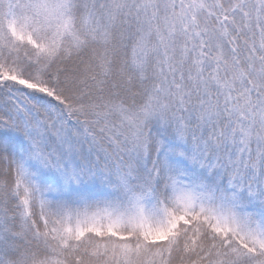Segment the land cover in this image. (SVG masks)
Here are the masks:
<instances>
[{
    "label": "snow or ice",
    "instance_id": "6c2138e0",
    "mask_svg": "<svg viewBox=\"0 0 264 264\" xmlns=\"http://www.w3.org/2000/svg\"><path fill=\"white\" fill-rule=\"evenodd\" d=\"M0 264H264V0H0Z\"/></svg>",
    "mask_w": 264,
    "mask_h": 264
}]
</instances>
